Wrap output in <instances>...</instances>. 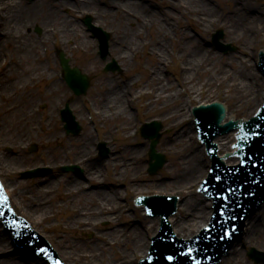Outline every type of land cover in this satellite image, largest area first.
<instances>
[{"label": "bare ground", "instance_id": "bare-ground-1", "mask_svg": "<svg viewBox=\"0 0 264 264\" xmlns=\"http://www.w3.org/2000/svg\"><path fill=\"white\" fill-rule=\"evenodd\" d=\"M225 1L232 2L231 7L218 11L207 0H165L172 13H181L188 18V21L193 19L194 25H198L205 33L214 29L216 23H223L227 28V37L233 41L241 42L242 46H240L244 53L251 48L247 53L251 58H256L252 48L258 43L264 44V2L257 0L256 2L254 0ZM76 8L83 10L80 12L82 15L92 14L98 26L103 25L104 22L112 24V27L109 28L111 30H114L115 26L117 35L111 39L110 56L120 53L125 58V63L130 62V58L125 55L126 50L128 53L131 49L140 47V39L137 37L144 32L141 29L147 28L146 30L150 32L157 27L158 37L151 43L158 51L154 49L153 54L160 60L165 56L170 57L174 52L173 48L180 50L183 68H185L182 73V82L188 84L186 91L188 90V95H191L194 100L202 95L203 86H209L210 88L207 90L210 89V92H213L215 90L212 85L219 83V87L225 85L230 96L236 99L239 109H243L246 105H254L251 113L254 114L264 100V78L256 72L250 59L237 56L236 60L230 57L231 60L224 61V58L216 51L203 46L196 35L184 33L179 39V45L175 46L169 39V31L172 28L170 18L167 21L162 20L164 9L161 8L162 11H160L156 6H147L139 0H104L103 2H97V0H35L28 4L22 0H1L0 28L2 27L3 35L0 34V149L10 143L16 151H13L15 153L13 155L5 152L0 153V174L8 194L13 197L11 202L14 210L25 215L34 227L38 225L45 227L47 225L44 222L58 207L57 193L63 189L64 193L60 195L66 196L63 200L66 203L73 201V204L76 205L68 218L69 221H75L85 228L93 229L96 224L105 219L101 214L111 213V227L104 234L95 232L94 243L91 245L82 244L89 247L87 248L89 251L82 252L80 250L82 245L79 243H72V247L69 248L59 240V249L57 250L61 257L70 264H137L140 257L146 258L148 255L149 238L157 233L160 227L159 218L154 217L147 222L146 229L150 231V234L144 226L145 231L142 226L136 224H131L128 229L118 228L120 226H117V222L124 209L123 201L128 199L129 194L127 188L124 193L118 192L117 188L120 187L118 184H114L109 189L104 187L106 180L102 175L105 168L104 161L97 159V155L94 154L96 142L93 132L89 131L82 139H77L80 142L76 146L77 150L72 147L55 149L50 146L54 143V139L59 138V130L52 128V123L58 118L59 111L57 110L63 105V101L59 100L62 99L60 96H53L55 92L59 91L60 84L53 79V73L48 72L50 70L46 63L50 60V55L47 56L48 51L47 55L40 52V45L46 44L50 40V36L57 34H59V38L68 40L70 47L75 40H77L75 43L80 46L93 45V40L86 37L79 24L72 22L73 14L79 16L78 12L75 13ZM177 16L175 14L174 18ZM52 21L54 23L50 24L49 28L53 27V29L50 32L45 31L41 35L42 37L28 31L35 25L41 26L45 30L47 24ZM56 22H58V26H55ZM181 24L184 26L185 23L181 22L180 28ZM255 58L256 62L257 58ZM230 65L233 66L229 67ZM156 67L158 70L155 75L147 78L144 82L147 85H153V89L156 87V91H153L155 99L160 100L165 97L169 102H181L183 90L178 91L174 88L170 78L165 77L166 74L162 72L163 69L158 65ZM202 74L209 76L203 82L200 77ZM39 81L44 82V93L42 92L40 95H38L39 91L34 90ZM133 81L134 86L141 83L138 78ZM112 83L113 81H111V85ZM129 85L130 83L123 88L109 87L100 93V98L106 104H104V112H96L98 118L125 117L129 120L131 105L126 98L127 90H130ZM46 97H48L49 105H47L48 108L46 107V112L41 114L39 104ZM70 102L69 106L73 112L76 111L78 119L80 120L79 117L83 118L84 112L79 105L80 102L73 97L70 98ZM183 106L180 104L176 109L164 110L167 113L171 111L168 119L178 115L183 117L180 121L178 118H172L171 127L179 128V130L173 137L170 136L171 142H169L172 149L174 144L182 145L174 152L181 155L179 164L183 167V171L180 175L175 173L173 178L171 175H166L155 185H149L153 186L155 190H159L167 184H173L174 188L172 189H179L183 197H186V202L179 205L176 216H170V220L177 235L187 239L208 224L213 208L210 200H205L203 195L197 194L193 190V187H197L208 174L209 161L205 157L203 147L192 148L193 133L195 135L196 128L190 120L192 119L189 114L190 109L188 108L187 111ZM233 118L236 120L245 119L236 116L228 109L226 121ZM152 120L153 118L149 119L151 122ZM128 127L130 128L131 124H128ZM40 134H47L41 142L43 146L45 145L44 147H49V149L42 152L41 158L36 156L30 158L29 155L24 154L23 146L35 144L34 142L39 139ZM92 146L93 148H91ZM165 148L167 149V147ZM140 149V146L134 145L130 154L124 152L123 158L117 159L114 163V166L120 167L122 171L120 176L123 173H130L128 181L134 196L147 192V185L144 187V182L138 180L141 169L138 173L136 172L137 164L141 163L139 156H133ZM124 154L126 155L124 156ZM113 156H116V153L112 154L110 158ZM72 157L75 164L81 165L82 169L76 170V173H82V176H49L50 173L41 175L47 177L40 180L41 183L38 184V188L32 190V194L28 190L22 189L23 186L19 179L17 182L10 181V178L23 170L24 163L43 164L46 160H50L49 163L59 165L65 163L64 158L71 159ZM6 176L9 177L7 181L5 180ZM90 182H94L97 187L89 189ZM17 190L19 191L15 193ZM159 192L168 194L166 191ZM0 225L3 227L2 224ZM247 229L248 233L244 236L246 244L248 246H264V217L251 218ZM11 234L10 231L5 233L0 231V255H6V251L13 248ZM97 242H99L98 245H96ZM11 244L12 246H10ZM246 251L245 247L240 249L239 245H236L231 250V256L223 261L225 264H245ZM23 259L24 254L22 253V256H11L8 260L0 261V264H27V262L31 264L34 262L24 259L27 261L25 262ZM32 264H41V262Z\"/></svg>", "mask_w": 264, "mask_h": 264}, {"label": "rangeland", "instance_id": "rangeland-1", "mask_svg": "<svg viewBox=\"0 0 264 264\" xmlns=\"http://www.w3.org/2000/svg\"><path fill=\"white\" fill-rule=\"evenodd\" d=\"M25 3H31L34 2L35 0H22ZM104 0H97V2H103ZM141 3L147 5V6H156L158 10L164 11L162 12V20H168L170 18L171 20V30L169 31V39L173 42L175 46H178L179 39L182 38L183 34L186 33L187 35H196L199 40H201V43L203 46L206 48H210L213 51H216L217 54L221 55L224 58V61H229L231 60L230 57H233L234 60L235 58L238 57H245L248 60L250 59V62L253 63L254 65V58H251L247 52H250L251 48H249V51H246V53L243 52L242 49V44L241 42H237L236 40H231L228 38L225 26L223 23H216L214 26V29L208 30L206 33L203 31L198 25H194L195 21L193 19H190L188 21L187 17H184L181 13H172L171 9L167 6L168 3L165 2V0H139ZM211 5H213L218 11L228 9L227 7H231L232 2L225 1V0H207ZM256 2V0H254ZM259 2H264V0H257ZM162 8V9H161ZM83 10L80 9H75V13L78 12L79 16H74L71 18L72 22H76V24H79L81 27V31H83L86 35V37L90 40H93V45L89 47L85 46H80L78 43L76 44L77 40L73 42L71 47L69 46L68 40H64L63 38H59L57 34L56 36H50V40L46 44H41L40 46V52H42L44 55L47 56L50 55V60L47 61L46 65L50 71L49 73H53V79L55 81H58L60 84L59 91L55 92L53 96H60L63 101V105L61 107H64V102L66 100H69L71 97H74L77 99L79 105L81 106L82 111L84 112V116L79 117L81 124L83 125V131L81 134L78 136H74L73 134H67L63 122L61 120L60 113L58 115V118L52 123V128H56V130H59V138L54 139V143H52L50 146L53 148H64V147H72L76 149V146L80 144V142L77 141V139H82L84 135L87 132H93L94 137H95V146H94V154L95 156L97 155V159H100L104 161V169L102 175H104L105 180V186H113L114 184H118L120 187H118V192L124 193L125 189L127 188L128 191V199L123 201L124 209L122 211V216L119 217L117 226H120L118 228H125L128 229L129 227L127 226V223H136L135 220H140L139 223H144V227L146 229L147 222L149 220H152V218H148L144 216V212L142 209H138L134 205V193L132 192V188L129 186V174L130 173H123L122 176L120 174L122 171L120 170V167H115L114 163L117 159H122L123 158V153L128 152L130 154L131 148L134 145L140 146V150L133 155L134 157L139 156V160L141 163L137 164V173L141 169L140 176L138 180H142L144 182V187L146 186V191L143 194L145 195H152V194H160L162 195L161 192L159 191H166L168 194L163 193L164 195H179L180 197H183V194L181 191L174 190L173 184H167L163 189L155 190L153 186L149 184L155 185L158 180H162L165 178L166 175H171L172 178L176 175H180L183 171V167L180 166L179 164V159L181 155L175 154V150L178 149V147H181L182 145L180 144H174V148L172 149L171 143V137L175 134V132L178 129L171 127L172 123V118L174 119H179V121L183 118L180 115L178 116H172L170 119H168V115H171V111L165 112V109H176L179 107V105L183 104L188 111V107L191 108L192 106H196L200 103V101H206V102H211V101H225L227 103L228 108L230 109L231 113H234L238 117H250L251 113L253 111L254 105H246L243 109H239L238 107V102L236 101L235 98L230 96V93H228L227 88L225 85H221L220 87L218 86L219 83L213 84V88L215 91L210 92L209 86L204 87L203 90H201V94L197 98V100H194V98L191 95H188V84H185L182 82V73H183V59L181 57L180 50L178 48H173L174 52L171 53V56H165L164 58L162 57L160 60L157 59V56L153 54V50L155 49L154 45L151 43L153 39H156L158 37L157 35V27L154 29L147 31L146 29L142 28L141 30L144 31L143 34H139L137 38L140 39V47L133 48L131 49L128 53L126 50L125 55L130 58V62L125 63V58H123L120 53H115L114 56H110L109 53L106 55L107 59H103L99 52V42L96 38L92 37V33L88 31L87 25L84 23V19L87 16H90L92 19V24L95 25V17L92 14H85L82 15L80 12ZM65 13V12H64ZM178 15L176 18H174V15ZM66 15V13L64 14ZM66 17V16H65ZM178 21V23H177ZM185 23L184 26L181 24V28L179 27L180 23ZM53 21L47 24V28L45 27V30L41 26H33L32 28L28 29L29 32H33L38 35V37H42L41 35L46 31L50 32L53 27L49 28L50 24L53 25ZM177 25V26H176ZM55 26H58V22L55 23ZM96 26L99 28H102L105 32L109 33L110 35V40H109V49L111 47V39L115 38L117 33L116 29L114 26V30L109 29L112 27V24L110 22H104L103 25H97ZM40 30V31H38ZM197 31V32H196ZM222 31L223 36L220 39L221 43L223 44H229L232 45V50L226 52L218 51L214 47H211V40L212 36L214 33ZM138 32V30H137ZM136 32V33H137ZM172 33V34H171ZM0 34L3 35L2 27L0 28ZM54 34V33H53ZM198 34V35H197ZM173 38V40H172ZM71 39V38H69ZM45 45V46H44ZM241 45V46H240ZM77 46V47H76ZM264 48V44L258 43L255 45L252 50L255 52V55L259 53L260 49ZM139 49V50H138ZM156 50V49H155ZM64 51L66 56L71 58V63L72 66H78L80 69H82L83 72L87 73L90 78H91V87L85 96H75L72 91L68 88L67 84L60 78V63L59 58H58V52ZM158 51V49L156 50ZM167 59L165 60V58ZM169 57V58H168ZM258 59V58H257ZM111 60H116L120 66L122 67V72H105L104 67L105 64ZM159 60V61H158ZM159 62V63H158ZM159 66L163 69V73H165V77L168 76L170 78V81H172L174 88H176L178 91L183 90L185 93H182L181 95V102H169L167 98H162L160 100L155 99V94H153V91H156L153 85H147L146 80L147 78L155 75L157 72L158 68L156 66ZM233 65H230L231 67ZM256 72L258 73V69L255 67ZM259 74V73H258ZM201 81L203 82L205 79L208 77L205 76V74H202L201 76ZM140 79L141 83L139 85L134 86V81L135 79ZM111 81H113L111 85ZM130 83L129 87L130 90H127V95L126 98L127 100L130 101L131 107L129 108V120L126 119L125 117H107V118H98L96 115V112L102 111L104 112V104L106 102L100 98V93L106 91L109 87H115V88H123L128 86ZM37 84V83H36ZM166 84V83H165ZM43 85L44 82L39 81L37 84L36 88L34 90L39 91V94L43 92ZM45 90V89H44ZM171 91V90H169ZM44 93V92H43ZM126 93V92H125ZM124 93V94H125ZM181 93V92H180ZM190 93V92H189ZM226 94V95H224ZM48 97H46L41 104H39V108L41 111V114L43 112H46V107L49 101ZM193 101V103L190 105V101ZM70 101V100H69ZM165 102V103H164ZM183 106V107H184ZM48 108V107H47ZM164 108V109H163ZM165 112V114H164ZM46 114V113H45ZM77 114V113H76ZM78 115V114H77ZM78 117V116H77ZM166 117V118H165ZM150 118L153 119H158L162 122L164 126V130L162 131V137L160 139V142L158 143V151L163 153L166 158L167 162L164 165V167L159 170V172L155 175H152L148 172L149 164V150H150V141L146 138H144L141 133H140V128L141 126L149 121ZM188 120V119H187ZM190 121V120H189ZM187 121V122H189ZM185 122V121H184ZM183 122V123H184ZM58 123V124H56ZM181 123V124H183ZM128 124H131V127H128ZM128 127V128H127ZM185 127V126H184ZM181 131V129H180ZM47 134H40L39 139L35 140V144L37 145L36 150L31 151L30 148L32 147L33 144L28 145L27 147L24 145V154L29 155L30 158L33 156H36L37 158L42 157V152L44 150L47 151L49 147H44L42 144V140L45 139ZM194 143L192 144V148H200L202 144L199 142L196 134L194 135ZM105 142L106 143V148L109 149L108 156L105 158H102L101 154H99V149L98 145L99 143ZM81 144L83 142L81 141ZM168 144V145H167ZM1 145V142H0ZM167 147V149L165 148ZM50 148V149H52ZM93 148V146L91 147ZM77 150V149H76ZM13 151H16L15 148L10 144H6L3 149H0L1 152H5L6 154L13 155L15 154ZM64 151V149H63ZM206 150H204L205 153ZM50 152H52L50 150ZM97 152V153H96ZM116 153V156H113L110 158L112 154ZM138 154V155H137ZM126 154H124L125 156ZM205 156L208 158L207 153H205ZM72 159L64 158L65 163L68 165L69 162H72ZM108 159V160H107ZM107 160V161H106ZM138 160V161H139ZM46 160L45 163L41 164L38 162H30L28 164L24 163L23 165V170L19 171V174L13 176L10 178V181L17 182V179H19V182H21V186H23L22 189L28 190L30 194H32V190H35V188H38V184L41 183V179L47 177H34V178H23L22 173H24L28 169H32L35 167H44L45 165L52 167L50 175L53 176H58V175H65L66 177H73L76 176L73 174V172H64L61 171L59 168H57L59 165L55 163H49ZM183 162V161H182ZM61 163V162H60ZM72 163L75 162L73 161ZM37 164V166H35ZM78 165V164H76ZM81 168V165H78ZM125 166V165H122ZM121 166V167H122ZM55 168V169H54ZM82 169V168H81ZM143 169V171H142ZM131 172V171H130ZM6 181L9 180V177L6 176ZM5 181V182H6ZM91 181V180H89ZM88 182V180H87ZM7 183V182H6ZM89 183V182H88ZM89 189H94L96 188V184L94 182H90L88 184ZM167 187V188H166ZM107 188V187H106ZM194 192L197 191L196 186L193 187ZM19 190H17L15 193H17ZM198 192V191H197ZM64 193V190H60L57 195L59 198L56 200H59L57 202V206L55 211H53L52 214H50V217L44 222L45 227L42 225L36 226V228L43 232L47 237H49L52 241V245L55 246L56 248L59 249L58 242L59 240L64 242L69 248L72 247V243H79V245L82 244H89L94 243V238H95V232H101L105 233L108 231L109 227H111L110 224V215L111 213H103L101 214L102 217L105 219L101 221L99 224H96L93 229H90V227H84L83 225L76 223L75 221H69L68 218L72 214V209L74 206L73 201H70L66 203L63 199L66 198L60 196L61 194ZM173 193V194H171ZM62 200V201H61ZM127 204V205H126ZM116 213V212H115ZM264 209L260 211V214H258V217L261 216L262 218L264 217L263 215ZM147 221V222H146ZM98 223V221H97ZM137 223V224H139ZM142 226V229L144 228ZM144 230V229H143ZM148 231V229H146ZM0 231L1 228H0ZM145 231V230H144ZM148 234H150V231H148ZM150 237V236H149ZM152 237V235H151ZM112 240V238H111ZM149 247L151 245V240L149 238ZM244 241V239H243ZM101 242V241H99ZM99 242L96 243V245L99 244ZM240 242L239 247L240 249H244L245 244L247 243L246 241ZM244 245V246H243ZM148 247V249H149ZM250 247H255L256 249L260 251H264V246H251L247 245L246 247L248 250ZM83 251H89V247L81 246L80 247ZM147 249V251H148ZM248 250L245 253V264H257L253 260H251L248 257ZM86 253V252H84ZM140 259V258H139ZM139 259L137 260V263L139 262ZM70 264L69 262H67ZM134 264V263H133ZM221 264H225L224 262ZM243 264V263H242ZM264 264V263H260Z\"/></svg>", "mask_w": 264, "mask_h": 264}, {"label": "water", "instance_id": "water-1", "mask_svg": "<svg viewBox=\"0 0 264 264\" xmlns=\"http://www.w3.org/2000/svg\"><path fill=\"white\" fill-rule=\"evenodd\" d=\"M64 65H65V68H66V71H67L68 80H70L71 82H73V85L75 86V88L77 89L78 92H80L81 90H84L87 87V85H88V83H86V81H85L86 80V77L81 75L80 70H78V69H74V70L70 69L67 61H64ZM79 79H85V80H82V82L78 84L77 83V80H79ZM196 112H197V114L199 116L202 115V114H210V113L213 112L214 114H216L217 116L220 117L219 121H221L223 119V117H224V113H223L224 112V108H223L222 105H220L218 103L213 104V105H210V106H201L199 108H196ZM233 120H236V118H233ZM238 121H240V120H238ZM234 124L235 123L233 121H231L225 127L226 128H230V126L231 125H234ZM237 131L238 130L233 131V132H231V133H229V134H227L225 136H222V137L220 136L219 138L216 139V142L218 143V146H219V156L224 160V162L226 164H236L237 162H239V159L237 157H225L224 156L225 153L232 154L234 152L235 148L232 149L231 146L234 143V137H235V133ZM155 135L157 137H156V140L153 141L152 150H151V157H152V159L155 158L157 160L156 163H152V169H151V171L154 172V173L159 168H161L163 166V164L165 163L164 157L162 155L156 153L155 146H156V144L158 142V138H159L160 135L158 133H156ZM209 145H212L211 142H209ZM216 162H217V160H215V163ZM7 193H8V191H7ZM246 195L250 196L251 194H250V192H248ZM182 202H186V197H181V201H180L179 205H181ZM178 209H179V206H178ZM22 216L27 219V217L25 215H22ZM172 216H176V215H172ZM170 222H171V220H170ZM214 224H217V222L215 221ZM208 232L210 233V232H212V230H210ZM176 233H177V231H176ZM247 233H248V229H247V226H246L245 234H247ZM213 235L216 236V234H213ZM203 237L204 238H207L206 237V233L204 234ZM243 238H242V240L240 242H243ZM161 245H162V243H159L158 246L155 249L156 252H157V255H161L164 252V251L161 250ZM237 245H239V244H237ZM24 251L25 250H23V252L22 251H18L17 252L18 254H15V255H8V253H6V255H0V261L8 260V259H10L11 256H22V253L24 254V259L25 260L26 259H30L29 257L33 258L32 256H28V253H26ZM59 255H60V252H59ZM229 256H231V251H230Z\"/></svg>", "mask_w": 264, "mask_h": 264}, {"label": "snow or ice", "instance_id": "snow-or-ice-1", "mask_svg": "<svg viewBox=\"0 0 264 264\" xmlns=\"http://www.w3.org/2000/svg\"><path fill=\"white\" fill-rule=\"evenodd\" d=\"M0 197L3 198L4 202H7L8 198L6 196H3V188H2V186H0ZM223 198L226 199V197H223ZM0 215H3V213H0ZM225 234L229 235V236L231 235V233H225ZM40 251H41V253H44V252H46V249H41ZM188 255H191V250L189 251ZM166 259L169 261V264H172V262L174 260V257L169 255V256L166 257ZM56 264H60V262L57 261ZM196 264H199V261H197Z\"/></svg>", "mask_w": 264, "mask_h": 264}]
</instances>
